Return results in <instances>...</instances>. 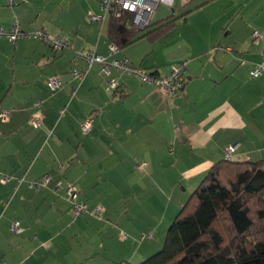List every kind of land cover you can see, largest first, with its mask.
Returning <instances> with one entry per match:
<instances>
[{"label": "crops", "instance_id": "crops-1", "mask_svg": "<svg viewBox=\"0 0 264 264\" xmlns=\"http://www.w3.org/2000/svg\"><path fill=\"white\" fill-rule=\"evenodd\" d=\"M101 4L26 0L10 8L0 0V28L8 31L18 21L25 32L43 30L67 44L60 52L38 39L13 44L0 36V113L10 112L7 121L0 117V264H139L160 250L191 194L216 163L226 160L228 146L239 144L234 161L264 162V75L250 76L264 58V39L254 37L256 31L264 34V0H164L161 5L170 8L173 19L151 22L164 34L113 56L108 18L92 20L101 15ZM75 51L127 58L161 75L186 62L187 82L181 94L166 98L136 76L103 75L98 64L83 80L74 79L73 69L87 70L84 60H74ZM152 53L160 57L148 59ZM52 76L65 83L54 95L46 83ZM112 78L123 99L106 88ZM36 100H43L40 109L33 106ZM34 116L41 119L39 128L32 124ZM88 118L93 128L84 134L80 125ZM116 146L122 158L114 156ZM94 157L120 159L125 171L102 169L107 177L100 181L90 174ZM114 172L132 174L134 180L109 179ZM5 175L11 179L3 184ZM44 175L52 178L49 186L29 190L27 182ZM148 178L161 195L159 202L141 185ZM58 182L75 183L78 200L90 211L102 206L104 218L74 214L65 219L61 204L67 203L70 212L72 207L64 190L55 188ZM113 186L122 190L113 200L118 207L110 201ZM95 193L102 194L104 204ZM16 221L20 232L13 233ZM147 233L153 239L142 243Z\"/></svg>", "mask_w": 264, "mask_h": 264}, {"label": "trees", "instance_id": "trees-1", "mask_svg": "<svg viewBox=\"0 0 264 264\" xmlns=\"http://www.w3.org/2000/svg\"><path fill=\"white\" fill-rule=\"evenodd\" d=\"M133 24L132 13L108 15V36L119 51L164 34L151 23L144 29ZM263 165L233 159L216 163L169 226L162 249L139 264H264Z\"/></svg>", "mask_w": 264, "mask_h": 264}, {"label": "built area", "instance_id": "built-area-1", "mask_svg": "<svg viewBox=\"0 0 264 264\" xmlns=\"http://www.w3.org/2000/svg\"><path fill=\"white\" fill-rule=\"evenodd\" d=\"M26 0H6L7 6L14 8L18 6V4H22ZM187 1H194V0H187ZM164 2V0H102L101 4V15H95L92 17L94 21H101L104 22L108 15L111 12H114L117 16L121 15V11H126L133 14V25H136L140 29H144L149 26L151 23V18L154 11H157L159 6ZM0 36L6 37L10 40L11 43L15 44L16 41L19 39H26V38H34L38 39L46 43L55 51L63 50L67 47V44L59 40V38L51 37L47 32L43 30H36L33 32H25L20 29V25L18 21L14 22L12 28L8 31L4 30V28H0ZM255 38L264 39V34L262 32L256 31L254 33ZM110 53L109 56H113L114 54L118 53L119 50L115 45L110 46ZM264 57V56H263ZM82 59L87 64V70L81 72L77 69H73L71 74L74 79L83 80L88 71L92 68L94 64H98L101 69L103 75L110 76L113 71L124 75H131L138 77L144 84L155 86L166 98H172L181 94L184 90L185 83L187 82V63L180 62L171 67L170 71L164 75L161 73H155L154 70H146L141 67L133 66L131 62L127 58L123 59H112L110 60L106 56H101L94 51H75V58L74 60ZM250 76L251 78H259L264 75V58L259 63H256L253 68H251ZM47 90H49L51 95L56 94L57 92L63 90L65 88V83L62 78L57 76H52L47 80ZM108 91L111 93L119 92V85L115 78H112L108 81L107 87ZM76 92L73 91L72 96L74 97ZM43 100H38V102H34V107L36 109H40L43 105ZM66 112L65 109L60 110V115H64ZM0 117L3 118L4 121H7L10 115L9 111H2L0 113ZM32 124L39 128L41 126V119L35 117L32 120ZM93 119L88 118L84 122L81 123V130L84 134H89L93 128ZM53 132L50 133V137H52ZM239 144H233L228 146L225 149V157L227 160L233 159V156L238 151ZM143 165L139 166L142 167ZM10 177L5 175L2 178V183L6 184L10 181ZM24 179H20V183H22ZM52 182V178L49 175H44L40 179L34 181H28L27 186L29 190L39 192L43 188H47L49 184ZM78 186L73 182H67L66 184L62 182H58L56 184L57 190H64L66 201H68L72 207L73 213L76 216L81 214H86L88 209L85 203L80 202V190L77 188ZM104 212V208L97 207L92 210V215L99 216ZM20 222L16 221L10 226L13 233L20 232ZM153 234L147 233L142 234L140 241L152 240Z\"/></svg>", "mask_w": 264, "mask_h": 264}, {"label": "rangeland", "instance_id": "rangeland-1", "mask_svg": "<svg viewBox=\"0 0 264 264\" xmlns=\"http://www.w3.org/2000/svg\"><path fill=\"white\" fill-rule=\"evenodd\" d=\"M184 3H187V0H184ZM11 8V7H10ZM170 15H172V12H170V8L167 6V5H161L160 6V8L157 10V11H155V16L152 18V21L151 22H156V21H159V20H161V19H164V18H166V17H168V16H170ZM26 39H29V37L28 38H26ZM9 40V39H8ZM148 40V39H147ZM10 41V40H9ZM151 56H152V58H150V56L148 57V59H154V58H156V57H158L159 56V54L157 53V54H151ZM160 57V56H159ZM152 70V69H151ZM18 93L15 95V99H18ZM37 101V100H36ZM35 101V102H36ZM38 102V101H37ZM33 106H34V102H33ZM34 118H35V116L33 117V118H31V120H34ZM1 119L3 120V118L1 117ZM4 121V120H3ZM78 136H75V141H79L78 140V138H77ZM80 137H82V134L80 135ZM118 153H122L119 149H118V147L116 146V147H114V156H117V157H121ZM122 158V157H121ZM120 160V159H119ZM118 159H112V160H103V159H98V157H94V158H92V160L89 162V164H90V174L91 175H93V176H96L97 178H99L100 179V181H102V178L103 179H106V177H107V174H106V172H102V169H108V168H113L114 167V169H115V172H117L118 170H123V171H125V166L124 165H122V161H119ZM139 162V161H138ZM138 162H136V164L138 163ZM67 163V162H66ZM67 165H68V163H67ZM58 167H59V169H62V168H64L65 167V165H63V164H59L58 165ZM115 172H114V175H112V177L113 178H109V179H111V180H114V179H116V180H118L119 182H121V184H124L125 182H127V183H132V181L134 180V177L132 176V174H127V176H118V175H116L115 174ZM102 175H106V176H102ZM141 175V174H140ZM124 183H123V182ZM154 182L152 181V179H150V178H148V179H146V181H145V184H141L143 187L144 186H147L149 189H148V191L146 192V195H155V197L157 198V200H158V202L161 200V195H160V193L158 192V191H156V189L154 188V184H153ZM119 186H121V185H119ZM122 187V186H121ZM98 192H100V190L98 191ZM101 192H102V189H101ZM84 195H85V193H84ZM95 195V197H98L97 199H98V201L101 203V204H104V202H105V200H103V199H101L102 198V194H99V193H95L94 194ZM109 195L111 196V202H112V204L115 206V207H118L120 204H117V203H114L113 202V200L114 201H116V197H118V196H121L122 197V190L121 189H119L118 187H116V186H113V189L111 190V192L109 193ZM66 204L67 203H62L61 204V207L62 208H64V212H63V217L65 218V219H69V218H72V219H74V213H73V211L71 210V212L66 208ZM159 204H161V202L159 203ZM97 207H102V206H100V205H98V206H95V208H97ZM123 208H121V209H123V211H126V209H125V207L124 206H122ZM94 208V209H95ZM103 208V207H102ZM87 209H88V206H87ZM93 209V210H94ZM69 211V212H68ZM48 211H46L45 212V214L47 213ZM92 211H90L89 209H88V211H87V213L86 214H90V215H92V213H91ZM104 214V213H103ZM103 214H101L100 216V218H104V215ZM81 215H84V214H81ZM80 215V216H81ZM73 232H75L74 230H73ZM96 233H91V234H88V238H91V237H93V235H95ZM83 236H84V234H82ZM82 236V237H83ZM159 243V242H158ZM163 244H162V242H160V250L162 249V246ZM160 250H158V251H160ZM157 251V252H158ZM156 252V253H157ZM146 259V258H145ZM144 260V259H143ZM142 262V261H141ZM140 263V262H139Z\"/></svg>", "mask_w": 264, "mask_h": 264}]
</instances>
